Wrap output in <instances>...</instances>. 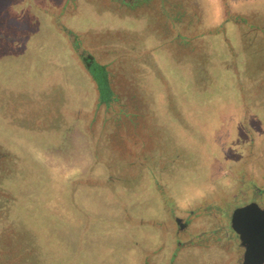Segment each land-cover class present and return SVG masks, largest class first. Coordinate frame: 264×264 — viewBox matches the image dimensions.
Instances as JSON below:
<instances>
[{"label":"rangeland","instance_id":"rangeland-1","mask_svg":"<svg viewBox=\"0 0 264 264\" xmlns=\"http://www.w3.org/2000/svg\"><path fill=\"white\" fill-rule=\"evenodd\" d=\"M171 6L141 19L82 8L70 19L90 28L80 34L58 12L68 43L83 40L78 52L106 63L102 97L48 18L0 0L1 85H50L53 99L33 114L43 131H32L14 123L0 96V264H152L143 248L165 239L153 256L164 264L172 237L158 226L163 202L227 190L230 161L247 169L249 142L264 161V0ZM83 166L88 175L75 172ZM125 206L135 221L123 220Z\"/></svg>","mask_w":264,"mask_h":264},{"label":"flooded vegetation","instance_id":"flooded-vegetation-1","mask_svg":"<svg viewBox=\"0 0 264 264\" xmlns=\"http://www.w3.org/2000/svg\"><path fill=\"white\" fill-rule=\"evenodd\" d=\"M21 1L25 2L26 7L30 9V15L49 19L48 24L51 28L50 30L55 33L56 37L62 40L68 55L72 58V62H74L73 65L90 77L93 87L98 84L100 92L103 95L102 97L108 94L106 63L95 61L89 53L84 55L83 51L78 52L79 49H84V45L82 44L83 40L79 43L75 38L73 44L68 43L64 32L59 30L54 19L58 18L57 16L60 14L61 18H66V21L70 22V19L78 15L82 8H89L92 12L96 11L97 16L103 12H108L118 17L128 16L133 19L153 17L155 13L159 16L163 15L164 12L173 11L171 6L172 0ZM150 2L154 5H151ZM177 12L180 11H174V13ZM70 26L75 30L76 34L84 33L86 32L85 30L90 29H87V26L77 28L73 26L71 22ZM68 30L70 34L71 29ZM224 43L225 45L227 44L225 40ZM84 62L86 64H84ZM91 77H94L95 80ZM49 88L50 85H48L47 88H37L33 91L21 89L17 91L14 89L9 90L4 84L1 85L0 83V93H2L0 96L6 94L4 109L9 108L16 114V122L14 121L16 125H20L22 128L32 131H43L42 126L35 125L33 127V114L35 110H38L39 113L41 107L48 106L49 109L51 108L53 99L48 95V93H50V91L48 92ZM61 88L66 91L63 86H61ZM82 120L84 119H79L83 125ZM83 126L84 129L82 131L80 129L82 126L78 130L75 129L77 134L82 137L80 139L81 145L79 143L77 144L78 148L83 146L84 143L83 132L85 131V125ZM167 146L170 148L172 147L169 146V144H167ZM255 148L253 142H249L248 147L242 149L243 155L241 157L242 159L243 157L246 158V161L243 162L247 168L246 170H241V168H239L242 163L234 164L237 162V159L230 161L231 166L234 165L236 170L231 175V182L227 190L225 188H219L218 192L204 194L202 197H196L193 202L180 206H177L176 203L172 201L173 204H168L167 207L163 202L166 215L165 219L158 220V226L164 233L169 232L172 237V241L169 245V253L164 264H175V261L183 262V260H188L189 262L192 260L191 264H243L246 250L245 242H247L248 239H264V236L254 237L251 234V226L248 224L251 222L250 220H253L252 217L259 212L258 209H264V166L262 165L264 161H260L261 154L259 151V154L257 153L256 156L254 155L253 151ZM78 155L83 157L85 151H78ZM89 167L90 166H83L81 169L78 168L75 172L80 173V175H88L90 172ZM169 175H171V173H169ZM224 204L225 209H223ZM170 205H174V207H170ZM247 206H250V211L247 213L246 219L239 220L240 223L242 221V224L245 222V227H247L245 229L246 234H241L235 229L234 213L236 210ZM127 207L128 206H125L126 210L122 211L123 220L127 221L126 217L128 215L131 221L133 219L135 221L137 218L136 215H139V213L134 214L130 212ZM130 240L133 241V239ZM131 244L136 246L134 242H131ZM166 245V240L162 239L158 242V245L153 251L151 248H143L141 257L144 262L152 260V264H158V260L153 259L155 249L163 251ZM146 250L148 252H145ZM143 260H140L141 263Z\"/></svg>","mask_w":264,"mask_h":264},{"label":"water","instance_id":"water-1","mask_svg":"<svg viewBox=\"0 0 264 264\" xmlns=\"http://www.w3.org/2000/svg\"><path fill=\"white\" fill-rule=\"evenodd\" d=\"M250 206L241 208L239 210H236L234 213V223H235V229L241 233L246 234L245 229V222L242 221L241 223L239 220L246 219L247 213L250 211ZM252 218L253 220H250L251 222L248 223L251 226L252 229V235L255 236H264V209L259 210ZM247 222V220H246ZM250 229V230H251ZM245 242V241H244ZM245 255L243 264H263L264 263V239H248L247 242H245Z\"/></svg>","mask_w":264,"mask_h":264}]
</instances>
